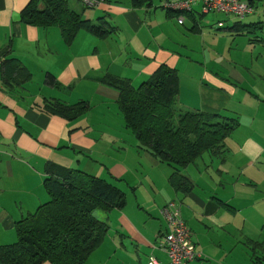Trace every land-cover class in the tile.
I'll return each mask as SVG.
<instances>
[{"label":"crops","instance_id":"obj_1","mask_svg":"<svg viewBox=\"0 0 264 264\" xmlns=\"http://www.w3.org/2000/svg\"><path fill=\"white\" fill-rule=\"evenodd\" d=\"M29 1L0 0V246L13 244L17 239L16 222L47 201V168L79 170L107 182L127 174L125 165L108 163L104 149L114 143L102 139L100 127L96 131V121L89 111L66 120L49 114L47 106L56 102L72 106L92 98L117 103L118 92L104 84L103 78L128 80L136 87L168 67L178 74L177 104L222 120H237L236 129L228 138L236 131L239 134L225 141L228 153L223 160L204 154L185 167L179 176L188 182L187 188L178 191L169 182L171 168L139 152L135 140L133 148L138 157L144 158V165L157 177L156 181L148 180L142 191L153 203L139 202L138 182L129 183L137 199L134 206L145 213L144 222L137 225L135 220L122 216L123 208L114 210L121 214L122 225L129 227V241L121 248L116 245L112 256H107L108 248L103 243L92 253L107 259L117 252L129 254V264H148L149 257L167 264L161 250L166 226L159 210L173 205L190 230L196 252L202 248L200 239L206 242L213 232L229 237L228 231L235 233V228L246 245H253L264 255V239H256L254 233L250 236L246 230L249 220L254 219L251 223L255 226L264 220V187L257 179H250V175L264 178V135L253 133L257 131L254 111L245 99L251 94L260 100L264 96L251 84L252 71L228 58L231 51L244 53L257 47L255 39L263 40L256 29V25L263 27V19L255 23L261 19L255 5L263 0L250 2L252 11L246 16H252L248 18L225 15L239 19L230 24L227 17L226 23L223 19L204 22L205 14L197 12L198 5L179 14L166 10L164 0L155 4L153 0H96L93 7L74 0V10L91 25L100 26L106 36L98 37L81 29L69 44L56 27L35 28L21 21L22 10ZM179 17L183 19L181 25L177 22ZM12 59L15 62L6 67L18 64L25 68L30 73L27 82L4 83L3 63ZM247 169L256 172L248 175ZM246 186L256 194L250 213L238 194ZM98 217L103 219L104 215ZM138 226L147 227L146 231ZM199 260L202 257L187 264Z\"/></svg>","mask_w":264,"mask_h":264},{"label":"trees","instance_id":"obj_2","mask_svg":"<svg viewBox=\"0 0 264 264\" xmlns=\"http://www.w3.org/2000/svg\"><path fill=\"white\" fill-rule=\"evenodd\" d=\"M21 21L35 28L56 27L67 44L81 29L106 36L100 26L91 25L71 7V0H30L22 10ZM12 60L3 63L4 83L27 82L30 73L25 68L18 64L6 67L15 62ZM102 82L118 92L117 105L137 150L171 168L169 182L176 191L187 188L188 182L179 176L185 167L204 154L223 160L228 153L225 141L235 131L236 122L177 104L176 70L163 67L137 87L122 79L103 78ZM47 110L66 120L89 111L85 103L66 106L57 102ZM49 168L44 180L47 201L16 222L17 239L0 246V264H84L108 232L107 214L124 207L122 192L104 179L79 170Z\"/></svg>","mask_w":264,"mask_h":264},{"label":"rangeland","instance_id":"obj_3","mask_svg":"<svg viewBox=\"0 0 264 264\" xmlns=\"http://www.w3.org/2000/svg\"><path fill=\"white\" fill-rule=\"evenodd\" d=\"M158 1L159 0H153L152 3L155 4ZM81 3L83 4L82 1ZM73 4L74 0H71V7H73ZM197 5L199 6L197 12L199 14H202L200 3H198ZM257 10L261 19H256L255 23H260L262 19L264 23V0L262 2H258L255 5V12ZM250 16L252 15H248L246 16V18ZM182 17H185V15L183 14ZM226 17L227 16L221 14L209 13L205 14V18H203V21L209 22L211 24V22L216 23L217 19H223L226 23ZM227 18H229L227 24L232 23L233 20H239L230 16ZM215 27L216 24L213 25V28ZM256 29L261 32L263 37V40L255 39L257 40L255 41L258 44L257 47L248 48L244 53L231 51L228 58L234 61H239L240 65H242L241 68H244L245 70L250 69L252 71L251 84L253 85L254 89H258V91H256L259 94L261 93L264 96V24L262 28H258V26L256 25ZM256 35L258 34H255V36ZM138 85L139 84H137V86ZM245 88L250 89L248 85H245ZM245 99L247 101L248 107L254 111L253 122L257 131L253 133L257 135H264V100H260V97H256L253 94L248 95L247 97H245ZM79 103L86 104V107L90 112L89 114H91L92 119L96 121L94 125L96 131L98 130L97 126L100 127L99 129L102 135V139H104L105 141H113L114 143L113 147L104 149L108 163L111 166L125 165L127 167V174L122 177V179H112L111 182H108L117 187L123 194L125 204L123 207V211L121 212L122 216H124L128 221L130 218L135 220L137 225H142V223L144 222L143 216H145V213L142 210H137V208L134 206V204L137 203V199L129 189V183L134 184L135 182H138V190L136 192L138 195V201L141 203L149 204L150 202L153 203V199L149 196H146L144 193H142V191L143 189H146L148 180L156 181L157 177L152 174V169H148V167L144 165V163L142 162L144 158H139L135 149L133 148L135 138L133 134L125 127L123 117L117 103H107L106 101L99 98H92L91 100L85 99L79 101ZM235 121L237 122V120ZM258 125H260L262 130L260 129V127H258ZM241 133L250 134L249 131H242ZM238 134L239 132L236 131V133L233 135L234 138H236ZM233 136L227 138L226 143L232 140ZM261 161L264 163L263 160ZM254 172L256 171H254L253 169H247L248 175ZM250 177H252L250 178L251 180L257 179L258 183H260L261 186L264 187V178L256 175H250ZM256 191L259 190L256 189ZM238 194H240V199L244 200L246 206L249 207L248 211L250 213V211L253 209L252 203H254L256 197L254 189L246 186L240 188ZM237 202L239 203V201ZM148 208L150 207H147V209ZM162 208L159 210V214L164 222V225L166 226L167 221L161 215ZM114 210L118 209L111 210L110 213H108L106 216L107 220H105L108 225V232L102 242V246H106L108 248L106 252L107 256H112L114 247L116 245L121 248L125 246L126 240L129 241V227H124L122 225L120 219L121 214L118 213L119 211ZM97 215L101 216L104 214L98 213ZM250 218H252V216H249V219ZM253 220L254 219H251L247 222L246 230L248 234L250 236H253L254 233V237L256 239H264V220L263 223L259 224L258 226H255V224L251 223ZM138 227H140L143 232H145L147 228L145 226ZM234 231L235 233H233L231 230L228 231L230 233L229 237H227L223 233L218 234L216 232H213L210 236H208L206 242L200 239L199 244L200 246H202V248L197 249V252L195 250V253L202 257V260L196 261V264H264V255L260 251L254 250L253 245H246V240H243V238L237 234L238 232L235 230V228ZM219 244L221 246H218ZM203 247L207 249L205 250ZM115 251L117 250L115 249ZM84 264H129V254L120 255V252H117L115 256L107 259L97 256L95 255V253H91L86 260V263Z\"/></svg>","mask_w":264,"mask_h":264},{"label":"built area","instance_id":"obj_4","mask_svg":"<svg viewBox=\"0 0 264 264\" xmlns=\"http://www.w3.org/2000/svg\"><path fill=\"white\" fill-rule=\"evenodd\" d=\"M252 0H174L170 3L164 2L166 10L186 13L192 6L200 3L202 14L217 13L223 15H232L236 18H243L251 13ZM86 7H93L96 0H82ZM179 25L183 23V19H177ZM222 23H218L222 27ZM173 205L165 206L161 210V215L167 221L166 232L163 237L161 250L167 257V264H187L199 258L195 253L194 245L191 241L190 230L172 209ZM148 264H159L158 261L149 257Z\"/></svg>","mask_w":264,"mask_h":264}]
</instances>
